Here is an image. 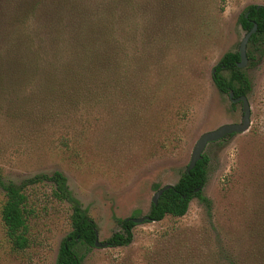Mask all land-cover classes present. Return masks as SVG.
<instances>
[{
	"label": "rangeland",
	"instance_id": "374dc122",
	"mask_svg": "<svg viewBox=\"0 0 264 264\" xmlns=\"http://www.w3.org/2000/svg\"><path fill=\"white\" fill-rule=\"evenodd\" d=\"M179 1L180 9L167 14L158 9L151 22V14L138 18L132 34L126 23L119 36L125 47L122 69L98 75L90 98L66 114L53 113V104L42 110L32 96L37 87L20 92L21 101L0 96L3 182L21 185L36 175L62 172L103 244L122 231L118 220L149 214L156 186L179 181L203 133L242 121L241 103L233 106L212 74L227 52L239 50L246 34L241 15L248 6H264V0ZM259 45L248 46L252 58L242 69L251 81L244 95L250 128L204 151L211 161L202 196L211 205L195 198L183 217L137 224L129 246L91 248L82 264H264V45ZM22 102L38 108L20 117L7 110ZM52 191L50 183L25 189L29 245L23 251L13 250L0 216V264H56L72 231V210ZM4 201L0 187V213Z\"/></svg>",
	"mask_w": 264,
	"mask_h": 264
},
{
	"label": "trees",
	"instance_id": "16d2710c",
	"mask_svg": "<svg viewBox=\"0 0 264 264\" xmlns=\"http://www.w3.org/2000/svg\"><path fill=\"white\" fill-rule=\"evenodd\" d=\"M181 7L179 0H0V96L21 101L20 92L25 94L37 87L38 93L32 92V96L40 101L42 110L53 104V113L66 114L67 109L90 98L91 84L101 80L98 75L102 77L110 70L118 73L122 69L125 47L119 36L124 35L126 23L129 24L126 33L132 34L138 30V18L151 14L148 18L151 22L156 10L167 14ZM239 21L246 33L254 23L258 25L249 45L263 46L264 6H248ZM239 62V50L227 52L214 67L213 82L228 97L230 91L237 98L251 88L246 72L238 68ZM29 103L22 102L23 106L17 104L7 110L20 117L29 114L27 109L38 108L35 103L28 106ZM210 161L209 155L204 154L192 171L188 172L187 166L158 204L152 203L147 215L149 221L160 222L168 215L183 217L195 198L210 206V200L202 196ZM41 183H50L53 197L68 203L72 210V231L61 245L56 264H82L85 251L95 247L97 225L74 197L67 177L60 171L36 175L21 185L5 183L0 177L5 196L0 216L9 243L16 251L28 247L29 210L25 189ZM156 188L157 192L161 187ZM118 221L122 231L113 234L107 243L111 247L129 246L137 224Z\"/></svg>",
	"mask_w": 264,
	"mask_h": 264
},
{
	"label": "water",
	"instance_id": "95a60500",
	"mask_svg": "<svg viewBox=\"0 0 264 264\" xmlns=\"http://www.w3.org/2000/svg\"><path fill=\"white\" fill-rule=\"evenodd\" d=\"M257 30H258V25L256 23H254L253 28L245 34L244 38L241 41V44L239 47V53H240V62L238 64L239 69L246 68L248 63H249L247 49H248L251 37L257 33ZM213 73H215V70H213ZM234 96H235L234 92L230 91L229 92V98H230L231 102L234 104L241 103V105H242V112H243L242 121L240 123L225 124V125L220 126L217 129H215V130L203 133L200 136V138L198 139V141L196 142L195 147L193 149L191 160H190V163L188 164V168H187L188 172L192 171L196 167L197 163L202 160L203 155H204V151L209 144L219 142V141L223 140L224 138H226L227 136H230V135L242 134L250 128V125H251V106L249 104L248 98L244 95L239 96L237 98H235ZM172 187H173L172 185H166V186L161 187L155 193L153 200H152V203L154 205H157L158 201H159L160 197L163 195V193L165 191L171 189ZM149 220H150L149 216H144L141 218L130 217V218L125 219L126 222H132L134 224H143ZM108 246H109L108 243L103 244V243L99 242V237H98V233H97V239L95 241V247L106 248Z\"/></svg>",
	"mask_w": 264,
	"mask_h": 264
}]
</instances>
